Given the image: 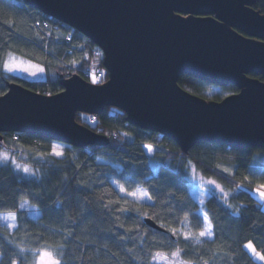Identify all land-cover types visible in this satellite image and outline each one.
Segmentation results:
<instances>
[{
    "label": "trees",
    "instance_id": "1",
    "mask_svg": "<svg viewBox=\"0 0 264 264\" xmlns=\"http://www.w3.org/2000/svg\"><path fill=\"white\" fill-rule=\"evenodd\" d=\"M254 8L264 14V0H256ZM68 35L73 43L86 42L90 52L71 49L64 42ZM54 36L62 42H54ZM92 48L102 67L101 50L79 32L25 0H0V96L10 84L52 95L62 90L61 77L78 74L88 81L82 69L89 65ZM9 54L42 65L53 76L27 80L11 75L3 69ZM178 84L202 98L203 87L210 85L186 75ZM224 89L228 95L238 92L234 85ZM75 120L106 135L108 144L66 145L55 157L50 140L3 134L0 150L33 175H23L11 163L0 164V212H14L16 222L11 231L0 224V264H30L42 248L53 251L60 264H155L156 253L177 251L190 264H261L244 245L252 242L264 255V210L249 192L264 185L263 148L204 143L183 153L171 139L128 124L114 107L99 115L78 113ZM146 143L154 147L150 154L143 148ZM189 163L229 191L227 199L212 193L200 205L191 195ZM138 189L147 192V200L127 194ZM24 201L40 210L36 219L21 210ZM199 209L211 225L210 239L199 236ZM146 218L161 230L148 226Z\"/></svg>",
    "mask_w": 264,
    "mask_h": 264
},
{
    "label": "water",
    "instance_id": "2",
    "mask_svg": "<svg viewBox=\"0 0 264 264\" xmlns=\"http://www.w3.org/2000/svg\"><path fill=\"white\" fill-rule=\"evenodd\" d=\"M25 2L97 46L107 79L61 77L62 90L52 95L10 84L0 96V145L14 132L78 148L106 145L107 136L75 115L114 107L183 153L204 143L264 149V14L256 0ZM183 75L238 92L207 100L179 86Z\"/></svg>",
    "mask_w": 264,
    "mask_h": 264
},
{
    "label": "rangeland",
    "instance_id": "3",
    "mask_svg": "<svg viewBox=\"0 0 264 264\" xmlns=\"http://www.w3.org/2000/svg\"><path fill=\"white\" fill-rule=\"evenodd\" d=\"M5 65H8V67H6ZM9 67L12 69L11 71H9ZM3 69L5 72L11 75L18 76L20 78H24L27 80H45L48 76L49 77L53 76V73L51 71L48 72L42 65L28 61L26 59H23L13 54H9L6 57L5 61L3 62ZM90 82L96 83V82H93V80H91ZM202 91H203L204 98H211L213 96L223 97L225 95H228L227 90H225L222 87H218L214 85L204 86ZM65 146L66 145L63 143L52 141V143L50 144V148H49L51 155L55 157L61 156V155L59 156L55 155L53 150L55 149L56 151L63 154ZM146 146H150L152 151H149L148 147ZM143 148L145 152L150 154L151 152H153L154 147L153 145L146 143L143 145ZM4 157H7V159H5ZM7 162L11 163L13 167L16 168L17 170H20V172L23 175H26V176L33 175V172L30 168H28L27 166H22L19 163L15 162L13 158H11V155L9 153H7L6 151L0 150V164H4ZM17 165H19V167H17ZM187 166H188L187 167L188 177L191 183V195L193 196L194 199L198 201L200 205H202L205 198L212 193L220 196L223 200L227 199L229 195V191H227L222 185L217 183L215 180H212L210 178H206L205 176H203L192 164L189 163ZM25 168L28 169V172L24 171ZM209 181H212L213 183L210 184L208 183ZM259 188L249 190V192L254 198H256L261 203L262 209L264 210V200L260 198L258 191H257V189ZM260 190H264V189H260ZM135 192L137 193V197H133L130 195L132 198L139 199V200H147L148 197L138 198L140 197L142 192H145L144 190L138 189ZM20 207H21V210L24 211L29 218L36 219L39 216L40 210L33 206L28 205V203L25 201L21 203ZM198 214L203 220V228L200 231L202 232L206 228H208L210 223L208 222V219L205 220V218L207 217L205 216L202 209L198 210ZM0 224L6 227L7 230L9 231L13 230L16 226L15 213L14 212H0ZM209 237L210 238L212 237L211 229H210ZM210 238H206V239H210ZM246 250L248 251V253L252 256V258L255 261L261 264L263 263V261L256 258V256L252 252H250L248 249ZM42 251H51V250L49 248L39 249L37 254L35 255L34 260L30 264H37L39 260V253ZM51 252L53 253V251ZM256 252H259L260 254H262V252L258 250H256ZM164 256H166V259L156 256L155 264H184V261H182L179 258V256H173L172 254H164ZM45 264H46V258H45Z\"/></svg>",
    "mask_w": 264,
    "mask_h": 264
},
{
    "label": "snow or ice",
    "instance_id": "4",
    "mask_svg": "<svg viewBox=\"0 0 264 264\" xmlns=\"http://www.w3.org/2000/svg\"><path fill=\"white\" fill-rule=\"evenodd\" d=\"M5 66L8 67V65H5ZM11 70L12 69L9 67V71H11ZM101 75H103V73H101ZM93 82H95V81H93ZM146 147H148L149 151H152L150 146H146ZM53 151H54V154L57 155V156L62 155V153L56 151L55 149ZM4 158L7 159V157H4ZM17 167H19V165H17ZM24 171L28 172V169L25 168ZM208 183L211 184L213 182L209 181ZM260 189H264V185H261L260 188L257 189L260 198L262 200H264V190H260ZM121 192H124L123 188H121ZM127 194L131 195L133 197H137V193L136 192H128ZM144 197H148L147 192H142L140 197H138V198H144ZM205 220H207V218H205ZM210 229H211V225L209 224L208 228H206L204 231L199 233V236L200 237H205V238H210L209 237ZM173 231L175 233V230H173ZM184 238L185 239H189V236L185 235ZM244 247L246 249H248L250 252H252L256 256V258H258L261 261H264V255L260 254L259 252H256V250H255V248H254V246H253V244L251 242L246 243L244 245ZM155 255L157 257H161L163 259H166V256H164V254H162V253H156ZM172 255L173 256H178L179 255V251L173 252ZM45 258H46V264H60V261L57 258H55V256L53 255V253L51 251H42V252H40L39 253V260H38L37 264H45ZM184 264H190V262H184Z\"/></svg>",
    "mask_w": 264,
    "mask_h": 264
},
{
    "label": "built area",
    "instance_id": "5",
    "mask_svg": "<svg viewBox=\"0 0 264 264\" xmlns=\"http://www.w3.org/2000/svg\"><path fill=\"white\" fill-rule=\"evenodd\" d=\"M45 27L49 29L48 31L50 34L54 32V27L51 24L46 23ZM49 38L50 35H48V39ZM53 41L59 44L62 42V39L58 36H54ZM64 42L70 45L71 49L83 50L86 52V54L90 52L89 46L86 42L73 43L71 40V35L66 36ZM91 51L92 56L89 60V65L82 69V74L89 81L93 80L96 83H103L105 80V74L103 68L99 65L98 61H96L98 52L93 48ZM101 73H103V75H101Z\"/></svg>",
    "mask_w": 264,
    "mask_h": 264
}]
</instances>
